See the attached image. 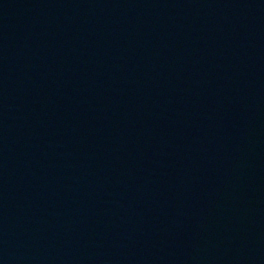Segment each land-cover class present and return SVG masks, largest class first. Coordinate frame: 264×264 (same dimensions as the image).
<instances>
[{
  "label": "water",
  "instance_id": "95a60500",
  "mask_svg": "<svg viewBox=\"0 0 264 264\" xmlns=\"http://www.w3.org/2000/svg\"><path fill=\"white\" fill-rule=\"evenodd\" d=\"M0 264H264V0H0Z\"/></svg>",
  "mask_w": 264,
  "mask_h": 264
}]
</instances>
